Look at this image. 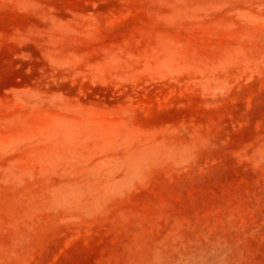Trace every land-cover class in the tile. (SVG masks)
I'll return each mask as SVG.
<instances>
[{"label":"rangeland","instance_id":"1","mask_svg":"<svg viewBox=\"0 0 264 264\" xmlns=\"http://www.w3.org/2000/svg\"><path fill=\"white\" fill-rule=\"evenodd\" d=\"M0 264H264V0H0Z\"/></svg>","mask_w":264,"mask_h":264}]
</instances>
